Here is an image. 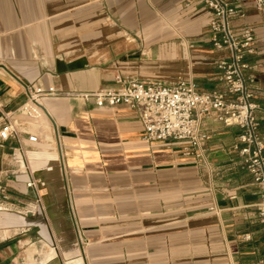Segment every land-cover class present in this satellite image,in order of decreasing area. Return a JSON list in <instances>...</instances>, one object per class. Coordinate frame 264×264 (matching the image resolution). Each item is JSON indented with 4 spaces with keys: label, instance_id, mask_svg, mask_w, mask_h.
Masks as SVG:
<instances>
[{
    "label": "crops",
    "instance_id": "crops-1",
    "mask_svg": "<svg viewBox=\"0 0 264 264\" xmlns=\"http://www.w3.org/2000/svg\"><path fill=\"white\" fill-rule=\"evenodd\" d=\"M238 8L231 26L255 33L246 74L264 107V8ZM210 19L200 0H0V110L38 136L24 155L43 182L38 204L27 173L4 178L11 210L0 211V264H264L259 189L230 149L237 127L206 119L207 163L196 164L172 142L143 140L132 109L79 96L111 87L118 74L222 90ZM27 87L43 90L38 103L65 128L58 138L72 212L48 116L38 104L18 113ZM17 146L0 144V170L20 171Z\"/></svg>",
    "mask_w": 264,
    "mask_h": 264
},
{
    "label": "built area",
    "instance_id": "built-area-1",
    "mask_svg": "<svg viewBox=\"0 0 264 264\" xmlns=\"http://www.w3.org/2000/svg\"><path fill=\"white\" fill-rule=\"evenodd\" d=\"M211 12L208 24L209 42L218 53L215 63L217 80L222 90L200 91L193 81L166 82L162 80H141L120 74L114 77L113 85L92 93L80 94L84 101L91 100L96 107L126 106L135 111L142 126V139L147 142H172L179 148L183 157L196 164L207 163L206 147L210 131L204 127V121L211 119L223 127H237L240 132L230 147L240 157L241 165L252 177V182L259 189L260 201L256 204L257 219L263 229L264 238V143L258 133L257 113L264 116V107L253 102V94L249 89L251 78L246 74L250 68L245 56L255 51V33L252 28L242 26L237 32L231 26L234 17H242L238 6L251 2L260 10L264 8V0H200ZM28 101L18 113L27 112L26 108L33 105L45 113L37 98L43 90L33 87L26 88ZM74 96V95H71ZM37 108V107H36ZM39 118V117H38ZM25 120L14 117L0 110V144L9 138L18 143L17 150L22 158L17 159L19 172L16 170H0V211H10V196L4 178L14 179L18 174L27 173L25 187L35 192V202L40 204L43 182L36 176L39 171L30 168L25 160V150L34 147L38 136L28 133ZM65 183L66 194L70 203V189L62 159L56 160ZM51 166L44 170L50 171ZM24 214L33 210L23 205ZM72 215L76 230V240L80 245L83 239L78 230V223ZM248 240L249 235L244 234ZM55 257L56 247L52 246Z\"/></svg>",
    "mask_w": 264,
    "mask_h": 264
},
{
    "label": "water",
    "instance_id": "water-1",
    "mask_svg": "<svg viewBox=\"0 0 264 264\" xmlns=\"http://www.w3.org/2000/svg\"><path fill=\"white\" fill-rule=\"evenodd\" d=\"M40 107L45 112V114L48 116V118H49V120H50V122H51V124L53 126V131H54V135H55V138H56V146H57V149H58V156H59V159L61 160L62 156H61V150H60V144H59L58 136L65 134V128L61 127V126H57L56 123L53 121V119L49 116L47 111L44 109V107H42V106H40Z\"/></svg>",
    "mask_w": 264,
    "mask_h": 264
},
{
    "label": "bare ground",
    "instance_id": "bare-ground-1",
    "mask_svg": "<svg viewBox=\"0 0 264 264\" xmlns=\"http://www.w3.org/2000/svg\"><path fill=\"white\" fill-rule=\"evenodd\" d=\"M47 117V116H46Z\"/></svg>",
    "mask_w": 264,
    "mask_h": 264
},
{
    "label": "rangeland",
    "instance_id": "rangeland-1",
    "mask_svg": "<svg viewBox=\"0 0 264 264\" xmlns=\"http://www.w3.org/2000/svg\"><path fill=\"white\" fill-rule=\"evenodd\" d=\"M53 145V144H52Z\"/></svg>",
    "mask_w": 264,
    "mask_h": 264
}]
</instances>
